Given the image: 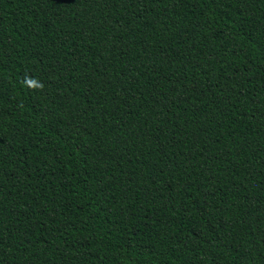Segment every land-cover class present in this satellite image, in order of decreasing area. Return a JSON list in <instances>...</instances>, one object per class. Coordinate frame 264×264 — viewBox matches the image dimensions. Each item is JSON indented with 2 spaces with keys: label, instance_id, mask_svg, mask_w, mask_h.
Segmentation results:
<instances>
[{
  "label": "trees",
  "instance_id": "16d2710c",
  "mask_svg": "<svg viewBox=\"0 0 264 264\" xmlns=\"http://www.w3.org/2000/svg\"><path fill=\"white\" fill-rule=\"evenodd\" d=\"M0 264H264V0H0Z\"/></svg>",
  "mask_w": 264,
  "mask_h": 264
}]
</instances>
